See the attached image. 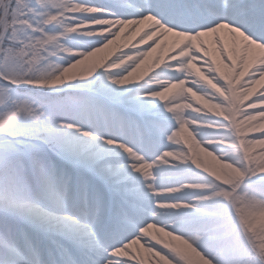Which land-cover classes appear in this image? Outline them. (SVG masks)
<instances>
[{"label": "snow or ice", "instance_id": "obj_1", "mask_svg": "<svg viewBox=\"0 0 264 264\" xmlns=\"http://www.w3.org/2000/svg\"><path fill=\"white\" fill-rule=\"evenodd\" d=\"M0 264H264V0H0Z\"/></svg>", "mask_w": 264, "mask_h": 264}]
</instances>
